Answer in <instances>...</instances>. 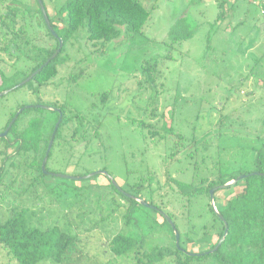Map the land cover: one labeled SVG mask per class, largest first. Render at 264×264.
<instances>
[{
  "label": "rangeland",
  "instance_id": "1",
  "mask_svg": "<svg viewBox=\"0 0 264 264\" xmlns=\"http://www.w3.org/2000/svg\"><path fill=\"white\" fill-rule=\"evenodd\" d=\"M140 1L153 10L142 33L123 32L116 42L103 44L89 41L86 28H81L66 46L67 62L59 66L57 76L47 86L36 93L21 87L0 99V130L8 112L38 98L44 106H65L67 115L82 113L81 123L75 119L61 130L50 165L55 174L81 177L105 171L127 192L136 185L148 200L172 216L182 242L186 243L188 236L198 240L210 232L209 243L187 245L192 253L206 252L218 241L220 228L209 210V198L188 200L172 179L200 186L204 180V185L216 180L220 173L236 175L253 170L256 148L264 139V15L251 0ZM45 3L49 14L55 16L66 0ZM15 4L21 8L16 32L28 25L26 35L32 42L48 43L42 24L39 30L34 27L40 20L33 14L38 9L36 0H0V16ZM221 11L225 17L217 21ZM182 17L192 36L176 43L168 32ZM56 23L63 26L59 19ZM3 31L0 29L1 47L8 40ZM20 53L19 48L15 55L0 50V71L6 75L17 70L30 73L36 63L19 60ZM43 116L48 133L56 116ZM29 118L24 117L22 125ZM164 125L190 139L195 136L196 142L189 139V146L172 157L174 138L165 133ZM154 131L158 134H152ZM46 181L49 188H57L62 181L66 185L61 186V193L70 196H45L32 208L36 214L31 215L33 221L46 225L50 217L58 218L56 214L61 213L60 223L68 218L75 224L69 230L83 238L64 264H137V253L116 258L107 250L106 243L121 229L146 239L142 251L173 243L168 226H158L165 218L144 207L137 209L135 222L128 227L112 219L115 231L107 230V222L88 232L93 215L97 211L104 214L109 207L102 196L110 191L103 175L80 181L52 177ZM15 183L5 178L0 185L1 213L11 207L9 199L14 196L10 188L17 187ZM75 187L81 192L73 190ZM241 191L237 186L218 192L216 208ZM99 196L102 199L97 201L102 204L98 206L93 200ZM0 264L15 262H9L0 250Z\"/></svg>",
  "mask_w": 264,
  "mask_h": 264
},
{
  "label": "trees",
  "instance_id": "2",
  "mask_svg": "<svg viewBox=\"0 0 264 264\" xmlns=\"http://www.w3.org/2000/svg\"><path fill=\"white\" fill-rule=\"evenodd\" d=\"M43 2L49 15L51 26L57 35V37H54L47 28L37 3L38 9L33 14H38L40 20H37L34 27L39 30L40 24H42L45 30L46 42H48L45 44L37 45L27 37L28 25L23 27L20 32H16L14 26L19 11H21L19 5L8 6V11L0 16V29L4 30L3 38L8 39L3 43L2 47L0 46V50L9 55H15L16 49L19 48L21 50L20 55H18L19 60L25 58L36 63L30 73L17 70L11 75H6L3 71H0V93L12 89L20 79H26L43 66L59 48L58 38L63 41L61 52L44 66L30 82L23 86L28 88V91L38 92L39 89L47 86L57 76L59 66L65 64L68 60V57L64 54L66 46L81 28H86L87 39L91 42H102L103 44L116 42L123 32L129 35L142 33L148 26L153 11L152 9H147L140 0H66V3L56 10V15L51 16L45 0ZM220 6L223 7V4L221 3ZM224 17L225 14L221 11L217 21L223 20ZM58 19L62 21L63 26L57 25ZM168 34L172 36L173 41L176 43L192 36L184 17L175 22ZM33 35L36 36L37 33L33 32ZM22 41H24L23 48L21 46ZM207 48L209 49L210 46ZM75 80L76 77L74 78ZM3 98L5 96L0 99ZM36 105L44 104L38 98L37 102L30 105L28 103L17 105L14 111L7 113L6 116L8 118L0 130V133L6 131L20 109L32 106L24 109L10 128L7 136L0 138V185L5 178H11L14 183L16 182L15 184H18L17 187L11 185L10 189L14 198L9 199L11 207L8 212H0V250L5 252L9 262L13 261L15 264H64L68 253L77 250L78 245L83 241V238L76 231L69 230L68 227L73 225L72 221L67 218L63 224L60 223L58 218L62 214L57 213L58 218L52 219L50 217L46 225H43V222L35 223L31 215H36L32 208L39 206L45 196L53 197V194L56 193L61 196V186L66 184L61 181L57 188H49L46 179L52 177L66 181V179L55 177L53 175L55 172L50 168V165L62 128L75 119H78L81 123L83 116L82 113L67 115L65 106L55 103L50 105L53 108L60 109L63 118L46 164L48 173H44L42 163L54 127L59 119V113L56 111L48 112L45 109L35 107ZM44 113H52L56 116L48 133L46 119L43 116ZM26 116L30 118L22 125L23 118ZM146 127H149V125H146ZM162 128L165 133L174 138L172 140V157H175L181 150L189 146L190 138L188 136L180 132H174L167 125ZM152 134L156 135L158 132L154 131ZM190 140L195 143L196 137L192 136ZM252 173L264 174V139L260 140V146L256 148L254 168L251 171H240L236 175L220 173L216 180L208 181L206 185L203 184L204 180L200 186L172 179L178 192L187 197L188 200L198 196H206L210 201L209 193L211 189L224 185L240 175H248L235 186H241L242 191L230 198L222 208L218 209L227 223L228 234L217 251L209 254L194 255L199 253H192L187 249V245L190 244L209 243L211 239L210 232L205 233L198 240L188 236L186 237V243L181 241L182 235L179 232L181 242L178 248L174 231L168 221L163 218L164 221L158 226L161 228H163L164 224L168 226L169 230H167L173 241L171 246L155 247L150 252L142 251L146 246V239L142 235L138 237L126 234L121 229L114 232L112 238L106 243L110 256L119 258L137 253V264H167V262L168 264H264V176L250 175ZM88 174L90 173H85V175ZM105 178L109 182L110 191L104 192L102 196L108 201L109 207L104 214H99L97 211L93 215V220L91 221L93 227H90L87 230L88 232L105 226L107 222H109V229L107 230L110 232L115 231L110 223L112 219H118L123 228L130 226L135 222L134 214L137 209H143L144 207L135 198H141L150 206L155 207V209L144 208L161 214L162 210L148 200L136 185H133L130 192L125 191L123 188L120 191L107 177ZM151 181L152 179H150ZM87 189L89 188H84L83 190ZM73 190L81 192L76 187ZM220 191L222 190L217 191L215 196ZM125 193L135 198L128 197ZM64 196L68 197L70 194L67 193ZM100 198L102 199L100 196L96 197L93 202L100 201ZM98 201L96 203L99 206L100 203ZM97 210H99V207ZM209 210L213 219L220 225V228L218 227L219 231L217 232L218 241L212 244L208 251L217 245L225 232V225L214 214L210 204ZM168 216L172 219L171 215ZM176 228L179 231L177 225ZM141 251L142 256H139ZM200 253H204V251Z\"/></svg>",
  "mask_w": 264,
  "mask_h": 264
},
{
  "label": "water",
  "instance_id": "3",
  "mask_svg": "<svg viewBox=\"0 0 264 264\" xmlns=\"http://www.w3.org/2000/svg\"><path fill=\"white\" fill-rule=\"evenodd\" d=\"M37 3L39 5V8L42 12V15H43V18H44V21L46 23V26L47 28L51 31L52 35H54V37H57L56 35V32L55 30L53 29V27L51 26V22H50V19H49V15L46 11V8H45V5H44V2L43 0H37ZM58 41H59V48L56 50V52L54 53V55L43 65L41 66L39 69H37L32 75L28 76L26 79L20 81L19 83H17L12 89H8V90H5L3 92L0 93V98L8 95L9 93H11L13 90H16L18 88H21L23 86H25L28 82H30L34 76H36V74H38L41 69L46 66L51 60H53L54 58H56L58 56V54L61 52L62 50V47H63V41L61 40V38H58ZM32 106H26L24 109H28V108H31ZM35 107L37 108H42V109H45V110H48V111H56L59 113V119L54 127V131H53V134L51 136V139H50V142L48 144V147H47V151L45 153V157H44V160H43V163H42V169L44 171V173H48L46 171V164H47V161H48V157H49V154L52 150V147H53V144H54V141H55V136L57 134V131L59 129V126L62 122V118H63V115H62V112L60 109H56V108H53V107H50V106H44V105H36ZM24 109H20L17 114L15 115V117L12 119V121L10 122L8 128L6 129L5 132L3 133H0V138L2 137H6L10 128L13 126V124L15 123L16 119L19 117V115L23 112ZM55 177L57 178H61V179H66V180H72V181H80V180H88V179H91L93 177H96L98 175H103L105 177H107L111 183L120 191L121 190V187L117 184V182L105 171H97V172H93V173H90L88 175H85V176H81V177H76V176H71V175H68V174H53ZM250 175H263L264 174H260V173H252ZM248 175H240L238 176L237 178L229 181L228 183L224 184V185H220V186H217V187H214L213 189L210 190V206L214 212V214L223 222V224L225 225V232H224V235L223 237L220 239V241L217 243V245L210 251H206L204 253H199V254H194V255H203V254H209V253H213L215 251H217V249L222 245V243L225 241L226 237H227V234H228V226H227V223L225 221V219L223 218V216L220 214L219 210L216 208V205H215V193L219 190H225V189H229V188H232V187H235L236 184H238L239 182L243 181ZM128 197H131V198H135L133 196H131L130 194L128 193H125ZM136 201H138L141 205H143L144 207H148L150 209H155L154 206H150L149 204H147L143 199L141 198H135ZM161 215L168 221L169 225L171 226V228L173 229L174 231V235H175V239H176V245L177 247L179 248L180 247V233L179 231L177 230L176 228V225L175 223L172 221V219L167 215L165 214L164 212H160Z\"/></svg>",
  "mask_w": 264,
  "mask_h": 264
},
{
  "label": "built area",
  "instance_id": "4",
  "mask_svg": "<svg viewBox=\"0 0 264 264\" xmlns=\"http://www.w3.org/2000/svg\"><path fill=\"white\" fill-rule=\"evenodd\" d=\"M260 7L261 14L264 15V0H251Z\"/></svg>",
  "mask_w": 264,
  "mask_h": 264
}]
</instances>
